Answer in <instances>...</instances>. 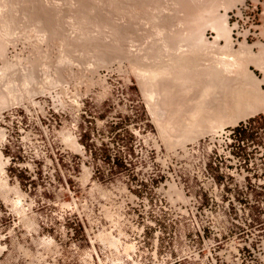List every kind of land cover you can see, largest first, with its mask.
Returning a JSON list of instances; mask_svg holds the SVG:
<instances>
[{"label": "rangeland", "instance_id": "rangeland-1", "mask_svg": "<svg viewBox=\"0 0 264 264\" xmlns=\"http://www.w3.org/2000/svg\"><path fill=\"white\" fill-rule=\"evenodd\" d=\"M221 62L264 94V0H0V264H264L176 197Z\"/></svg>", "mask_w": 264, "mask_h": 264}, {"label": "built area", "instance_id": "built-area-1", "mask_svg": "<svg viewBox=\"0 0 264 264\" xmlns=\"http://www.w3.org/2000/svg\"><path fill=\"white\" fill-rule=\"evenodd\" d=\"M177 156L175 187L187 199L179 209L194 210L196 223L236 226L246 235L241 248L264 263V123L253 117L225 126Z\"/></svg>", "mask_w": 264, "mask_h": 264}, {"label": "bare ground", "instance_id": "bare-ground-1", "mask_svg": "<svg viewBox=\"0 0 264 264\" xmlns=\"http://www.w3.org/2000/svg\"><path fill=\"white\" fill-rule=\"evenodd\" d=\"M214 18H217V17H214ZM213 18V19H214ZM222 18V17H221ZM219 19V18H218ZM225 19V18H224ZM217 20V19H216ZM220 20H221V22H220ZM219 21L217 20V22H218V24H219V22H220V25H221V27H222V25L223 24H221L222 22H223V19H220ZM225 21V20H224ZM217 22H215V23H217ZM218 24H215L216 26L218 25ZM224 26H226V21H225V24H224ZM222 27V28H224L223 30L224 31H226V29L228 30V28H226V27ZM219 27V26H218ZM223 30H221L220 29V31H223ZM222 33H224V32H222ZM229 34V31H226L224 34ZM198 34H200V36L198 37V39H196V40H198L197 42L198 43H202L203 42V37H202V34L201 33H198ZM227 36V35H226ZM228 37V36H227ZM196 40H193V41H196ZM203 44V43H202ZM205 44V43H204ZM206 45V44H205ZM190 48H192V46H189V49L187 50V52H185V50H182V48L181 49H179V51H175V53L178 55V56H180L181 57V59H182V57H188V56H190L191 54H192V50L190 49ZM185 52V53H184ZM184 53V54H183ZM177 55L175 56V58H178L179 59V57H177ZM178 59H176L177 61H178ZM175 62L176 61H174V64H173V62L171 61L170 63H169V67L171 68V66L173 67L174 65H176L175 64ZM231 62V64H232V61H230ZM168 63H166V64H168ZM178 63V62H177ZM203 63V62H202ZM201 63V64H202ZM234 63V62H233ZM199 64V63H198ZM227 64V65H226ZM223 63V62H221L220 64H217V66H214V68H216V75H217V70L219 71V75H225V73H228L229 71V69L231 70V66L233 65H231L230 63V67H229V64H228V62L227 63ZM206 65H208L209 67L207 68V67H205ZM185 66H187L186 64H185ZM201 66H204L205 67V70H207V69H210V68H212V66H210L209 64H206V63H204V64H202ZM238 67H236V68H239V64L237 65ZM164 65H163V69H164ZM167 67H168V65H166V67H165V69L163 70L162 69V67H156V68H158V69H156V68H152L153 69V72L152 73H150V72H148L149 74H148V76L147 77H149V75L150 76H152L153 78L155 77V79L157 80V79H159V78H162L161 77V74L163 73L162 71H164V73L162 74V76H166V75H168V71H169V69L167 70ZM176 67L177 66H175L174 68L176 69ZM201 68V67H200ZM203 68V67H202ZM197 69H198V67H197ZM176 70H178V69H176ZM200 70H204V68L203 69H200ZM210 70H213V68L212 69H210ZM232 70H235V68L233 69L232 68ZM239 70V69H238ZM237 70V71H238ZM167 72V74L166 75H164L166 72ZM172 71L173 72H175V70H172L171 69V71H170V73H172ZM178 72V71H177ZM183 72V71H182ZM203 72H205V71H203ZM214 72V71H213ZM224 72V73H223ZM143 73V72H142ZM145 73V72H144ZM170 73H169V75H170ZM180 74H182L181 72H179ZM178 73V74H179ZM186 73V72H185ZM211 73V72H210ZM233 75H235V72L233 71ZM237 73V75H238V73L239 72H236ZM146 74H147V72H146ZM177 73H174V74H172V75H176ZM179 74V75H180ZM184 74V73H183ZM207 74V73H206ZM230 74V73H229ZM240 74V73H239ZM160 75V76H159ZM168 75V76H169ZM172 75L170 76V77H172ZM211 75V74H210ZM219 75H217V76H219ZM227 75V74H226ZM232 74H231V76L234 78V76H233ZM140 76H141V73H140ZM181 76H183V75H181ZM180 76V77H181ZM236 76V75H235ZM240 75H238L237 76V78L239 77ZM158 77V78H157ZM176 78H177V76H175ZM179 77V76H178ZM208 76H206V78H207ZM220 77V76H219ZM226 76H224L223 78H222V76L218 79V78H216V79H218V80H214V78H212L211 79V81L213 82V84H214V82L216 83V81H218L217 83H219L220 84V86L223 88H221L222 90H223V92H222V90H221V93H223L222 94V96H223V98H222V102H221V104L218 106V107H216L217 109H216V111L218 110V112L220 113V112H222V114L223 113H225V114H227L226 112H228L229 114H227L228 115V117H218V118H216V119H214V120H212L211 122H210V124H209V126H207V127H209V128H211L210 130H208V131H211L212 133L213 132H215V131H217V130H219V129H221V128H223V126H225V125H228V124H236V123H238L239 121H241V120H245V119H247V118H249V117H252L253 115H255V113H257L258 112V110L260 109V107L261 108H263L264 107V94L262 95L261 94V92H259L258 90H255L254 88H253V90H252V88L250 89V86H248L249 84H248V81H246L245 79V81H243V79L242 80H240L241 78H238V79H236V78H234V80L236 79V80H238L239 81V83L238 82H236V83H238L237 85H233L232 84V87H231V83L230 84H228L227 82V78H225ZM242 77V76H241ZM173 79H174V76L172 77ZM176 78L174 79L175 81H177L176 83H178V80H176ZM229 78V77H228ZM144 79V78H143ZM145 79H146V77H145ZM149 79H150V77H149ZM149 79H146V81L145 82H147ZM165 79V78H164ZM163 79V80H164ZM167 79V78H166ZM170 78H168V80H169ZM180 79V78H179ZM183 79H185V78H183ZM232 78L230 77L229 78V80H231ZM151 80L152 81H150V83L147 85V87H146V89L145 90H147V88H148V90H150V88L152 87V85H157V83L155 82V80L154 79H152L151 78ZM181 80V79H180ZM179 80V81H180ZM186 80V79H185ZM184 80V83L183 84H185V82L188 84V82H187V80L185 81ZM233 80V79H232ZM231 80V81H232ZM233 80V82H235ZM161 81H162V79H161ZM173 81V80H172ZM231 81H229V82H231ZM158 82V81H157ZM163 82V81H162ZM182 82H183V80H182ZM182 82H181V84H182ZM232 82V83H233ZM152 83H155V84H152ZM167 83V82H166ZM165 84V83H164ZM180 83H179V85L180 86H183L184 87V85H181ZM187 84H186V86H187ZM207 84H209V83H207ZM235 84V83H234ZM159 85H161V83L160 84H158V86ZM165 85H167V84H165ZM170 85V84H169ZM205 85V84H204ZM210 85V84H209ZM208 85V87H207V89H208V91L209 90H211L212 88H209V87H214V86H216V84H214V85H212V83H211V86H209ZM231 87H229V86ZM251 85V84H250ZM150 86V87H149ZM158 86H153V88L155 89V88H157ZM162 86V85H161ZM205 86H207V85H205ZM204 86V87H205ZM158 88H160V86L158 87ZM162 89V88H161ZM164 89H165V87H164ZM163 89V90H164ZM205 89V88H204ZM158 89H156V92H158L157 91ZM153 91V90H152ZM146 92V91H145ZM149 92V91H148ZM160 93H161V91H159ZM159 92H158V95H159ZM166 92H167V90H166ZM146 94H147V92H146ZM150 94V97H154V94H153V92H151V93H149ZM148 94V95H149ZM167 95V94H166ZM219 96L218 97H220L221 96V94H218ZM150 97L148 98V99H150ZM153 97L151 98L152 99V101L151 100H149L150 102H153ZM160 97H161V95H160ZM166 97H168V96H166ZM147 98V97H146ZM158 98V97H157ZM163 98V97H162ZM148 99H147V101H148ZM154 99H156L155 97H154ZM166 99V98H165ZM217 99V98H216ZM219 99H221V98H219ZM160 100V99H159ZM155 101H157V100H155ZM155 101H154V103H155ZM160 101H162V99L160 100ZM218 101V100H217ZM159 102V101H158ZM158 102H157V104H158ZM218 103V102H217ZM149 104V103H148ZM162 104V103H161ZM167 104V103H166ZM155 105H156V103H155ZM153 106V105H152ZM166 107V106H165ZM261 110V109H260ZM221 114V115H222ZM195 122V121H194ZM200 127V126H199ZM202 128H203V126H202ZM192 129V128H191ZM198 129H201V128H198ZM196 131V130H195ZM195 131H193L192 130V132L194 133ZM200 131V130H199ZM205 131V129L202 131V132H204ZM186 132V131H185ZM202 132H201V136H202ZM189 133V132H188ZM190 133H191V130H190ZM198 133V132H197ZM207 133V132H206ZM209 133V132H208ZM185 134V133H184ZM188 135V137H185V138H188L189 140H190V136H189V134H186V136ZM191 135V134H190ZM193 135V134H192ZM203 135H205V134H203ZM195 137L194 138H196L197 136H196V133H195V135H194ZM183 139V138H182ZM193 139V138H192ZM179 140H180V138H179ZM188 140V141H189ZM184 141V140H183ZM72 142V141H71ZM76 142V141H75ZM185 142V141H184ZM183 142V143H184ZM74 143V142H73ZM72 143V144H73ZM75 144V143H74ZM180 144V143H179ZM77 145V144H76ZM181 145H183V144H181ZM168 147V146H167ZM171 147H172V145L171 146H169V148L171 149ZM1 163V162H0ZM86 172H87V170H86ZM85 172V173H86ZM85 176H86V174H84ZM88 176V175H87ZM86 176V177H87ZM85 177V178H86ZM178 198H182V199H184V196L181 194V193H178ZM108 241V240H107ZM110 242V241H109ZM110 244H112V243H110Z\"/></svg>", "mask_w": 264, "mask_h": 264}, {"label": "crops", "instance_id": "crops-1", "mask_svg": "<svg viewBox=\"0 0 264 264\" xmlns=\"http://www.w3.org/2000/svg\"><path fill=\"white\" fill-rule=\"evenodd\" d=\"M260 112H263V113H264V109L259 110L255 115L259 114ZM255 115H253L252 117H249V118H247V119L253 118V117H255ZM241 121H243V120H241ZM241 121H239V122H241ZM239 122H238V123H239ZM235 125H236V124H235Z\"/></svg>", "mask_w": 264, "mask_h": 264}]
</instances>
